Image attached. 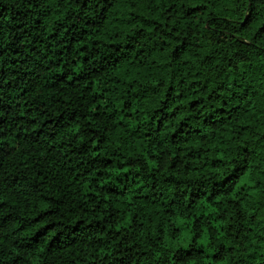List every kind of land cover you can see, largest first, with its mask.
<instances>
[{
    "label": "trees",
    "instance_id": "1",
    "mask_svg": "<svg viewBox=\"0 0 264 264\" xmlns=\"http://www.w3.org/2000/svg\"><path fill=\"white\" fill-rule=\"evenodd\" d=\"M0 264H264V0H0Z\"/></svg>",
    "mask_w": 264,
    "mask_h": 264
}]
</instances>
